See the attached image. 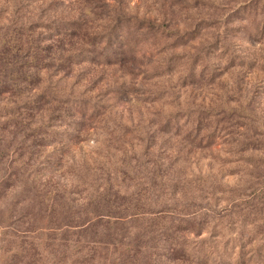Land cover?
Segmentation results:
<instances>
[{
    "label": "rangeland",
    "instance_id": "rangeland-1",
    "mask_svg": "<svg viewBox=\"0 0 264 264\" xmlns=\"http://www.w3.org/2000/svg\"><path fill=\"white\" fill-rule=\"evenodd\" d=\"M2 52L0 182L20 159L72 211L109 185L158 240L195 220L188 248L241 226L264 264V0H0ZM2 194L0 240L20 208Z\"/></svg>",
    "mask_w": 264,
    "mask_h": 264
},
{
    "label": "trees",
    "instance_id": "trees-1",
    "mask_svg": "<svg viewBox=\"0 0 264 264\" xmlns=\"http://www.w3.org/2000/svg\"><path fill=\"white\" fill-rule=\"evenodd\" d=\"M70 27L74 31L78 29L76 25ZM67 28L64 26L60 34L69 32L70 29ZM119 54L120 52L113 51L110 56L115 57ZM4 55V52L0 54L2 61ZM12 93L13 86L0 82V107L6 104L3 103L6 100L4 97L11 96ZM45 139L42 138L43 141ZM40 145L43 146L38 144ZM9 152L10 146H7L4 150L5 156H8ZM12 153L15 154L14 151ZM25 166L22 160H14L9 165L11 168L14 167V172L9 173L7 178L0 182V204H3V192L9 191L17 193L16 197L20 196L19 212L15 217L10 216L12 222L8 221L7 230L0 240V243H4V253H9L1 264H247L254 262V256L248 258L246 256L241 226L237 228L235 234L239 236L238 240H234L235 236H232V233H227L225 236L228 241L221 248L216 245L210 250L188 248L183 243L185 238L181 234L197 231L201 227L195 220L181 221L178 224L172 221L167 228L171 232L167 239L158 240L155 236L161 230L158 220L143 221L149 212L140 209L137 198L120 197L112 193L110 186L107 185V190H102L94 196V199L89 198L85 204L77 206L76 210L72 211L65 196L61 195L62 192L52 189L48 183L43 188H37L38 175L35 170L25 174ZM9 181L10 184L7 186ZM2 217L0 211V223L3 224ZM9 228L11 231L8 232ZM235 249H238L235 260H229L234 258ZM228 251L230 256L227 260L225 256Z\"/></svg>",
    "mask_w": 264,
    "mask_h": 264
}]
</instances>
